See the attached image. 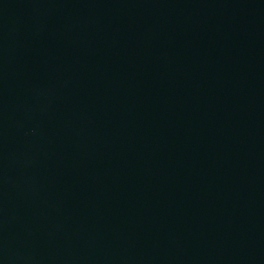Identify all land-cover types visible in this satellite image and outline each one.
<instances>
[{
	"label": "water",
	"instance_id": "1",
	"mask_svg": "<svg viewBox=\"0 0 264 264\" xmlns=\"http://www.w3.org/2000/svg\"><path fill=\"white\" fill-rule=\"evenodd\" d=\"M0 264H264V0H0Z\"/></svg>",
	"mask_w": 264,
	"mask_h": 264
}]
</instances>
